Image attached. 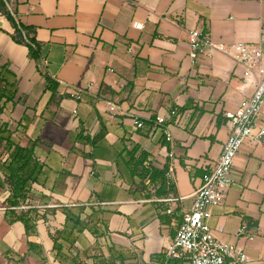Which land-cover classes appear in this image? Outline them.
<instances>
[{"label":"crops","instance_id":"crops-1","mask_svg":"<svg viewBox=\"0 0 264 264\" xmlns=\"http://www.w3.org/2000/svg\"><path fill=\"white\" fill-rule=\"evenodd\" d=\"M194 28L212 42L257 44L264 67V0H0V65L16 77L15 103L1 119L16 128L20 145L36 140L42 165L15 212L81 205L86 214L95 206L103 234L83 230L71 253L112 244L135 254L137 264L164 255L191 193L220 152L229 114L253 88L230 56L189 58L186 31ZM155 116L163 117L160 125ZM263 119L264 106L256 126ZM133 145L159 179L131 173L124 152ZM230 177L206 223L215 239L244 252L246 264H264V236L237 234L241 224L264 228V141L241 144ZM7 195L0 188V264H14L7 261L12 253L22 264H40L25 254L26 241L41 247L42 264H57L49 233L61 228L63 215L56 209L25 235L20 222L4 220Z\"/></svg>","mask_w":264,"mask_h":264},{"label":"built area","instance_id":"built-area-1","mask_svg":"<svg viewBox=\"0 0 264 264\" xmlns=\"http://www.w3.org/2000/svg\"><path fill=\"white\" fill-rule=\"evenodd\" d=\"M140 29V23L133 24ZM188 56L192 60L199 57H209L212 52H219L230 56L233 61L242 66V82L252 83L251 94L228 116L229 131L221 145L216 159L210 163L207 172L202 176L200 184L191 193V202L188 210L180 215L173 237L164 247L165 258L183 257L189 264H246L244 252L236 246L215 239L206 223L209 208L218 204L225 191L231 184L232 160L241 144L264 141V119L256 126L255 122L264 106V67L260 65L261 50L257 44L233 42L224 44L212 42L207 34L194 28L186 31ZM81 90L77 89L73 95L78 98ZM116 106L107 103L108 111H115ZM174 113L173 111L170 114ZM162 116H155L153 123L160 125ZM132 124L141 127L142 122L134 119ZM164 133L165 130H163ZM171 166L167 167L165 176L172 181ZM174 200L172 198L167 201ZM170 212L169 209L166 210ZM237 234L247 240L257 235L264 236V228L248 229L241 224ZM151 264H165L154 261Z\"/></svg>","mask_w":264,"mask_h":264},{"label":"trees","instance_id":"trees-1","mask_svg":"<svg viewBox=\"0 0 264 264\" xmlns=\"http://www.w3.org/2000/svg\"><path fill=\"white\" fill-rule=\"evenodd\" d=\"M9 17V16H7ZM10 19V17H9ZM12 21V20H11ZM14 27L18 26L14 24ZM20 27H18L19 30ZM29 56L34 58L36 50L28 44ZM16 98V77L6 66L0 65V188H5L8 195L3 201L4 220L7 224L18 221L22 224L24 234L35 232V223L46 221L57 209L63 215L61 228L49 233L52 242L51 252L53 260L57 264H137L136 256L127 248L106 244L103 249L93 246L90 251L71 253L79 234L86 230L93 237L103 234L104 228L100 218L101 210L95 206H89L88 213H84V206H61L52 209L38 210L28 208L15 212L14 207L27 199L32 183H37V177L41 172V163L34 154L36 140H29L27 144L20 145L14 135L16 128H11L8 122L1 119L4 112L12 109ZM19 123H17L18 125ZM84 137V138H83ZM85 140V136H78ZM96 140L92 138L91 141ZM146 153L139 150L136 145L124 152V162L132 174L136 170L147 173L149 180L154 181L161 177V172L150 166L143 165ZM102 228V229H101ZM25 254L37 257L40 264L43 263L41 247L26 241ZM22 256L12 253L7 261L14 264H22ZM151 259L165 264H189L183 257L165 258L164 255H153ZM89 260V261H88Z\"/></svg>","mask_w":264,"mask_h":264}]
</instances>
